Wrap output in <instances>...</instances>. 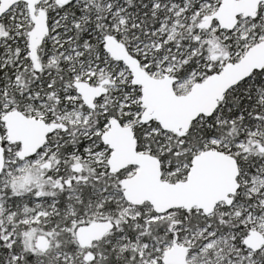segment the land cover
Segmentation results:
<instances>
[{
	"label": "snow or ice",
	"instance_id": "1",
	"mask_svg": "<svg viewBox=\"0 0 264 264\" xmlns=\"http://www.w3.org/2000/svg\"><path fill=\"white\" fill-rule=\"evenodd\" d=\"M0 264H264V0H0Z\"/></svg>",
	"mask_w": 264,
	"mask_h": 264
}]
</instances>
